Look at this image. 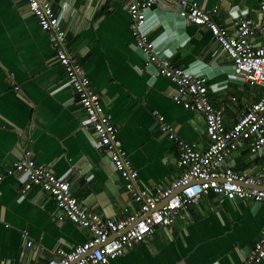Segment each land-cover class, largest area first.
Here are the masks:
<instances>
[{
  "label": "crops",
  "instance_id": "0c3cea01",
  "mask_svg": "<svg viewBox=\"0 0 264 264\" xmlns=\"http://www.w3.org/2000/svg\"><path fill=\"white\" fill-rule=\"evenodd\" d=\"M198 2L227 26L243 17L257 18L260 6V0ZM53 4L62 14L68 48L84 65L105 112L120 129L124 148L139 172V185L162 190L182 171L177 166V140L160 128L157 115L199 150L209 145L204 116L178 104L174 84L148 64L132 35L126 0H53ZM144 18L142 29L163 57L210 80V98L223 111L228 127L261 97L260 87L235 78L233 60L221 52L206 27L158 7L146 10ZM86 121L49 35L26 1L0 0L3 264H47L58 248L72 249L92 235L69 220H58L56 201L39 187L24 192L25 174H7L27 154L71 181L74 194L92 211L119 220L136 207ZM228 164L236 172L264 173V150L254 155L241 149ZM263 233L264 203L230 200L211 192L170 228H159L109 264H244Z\"/></svg>",
  "mask_w": 264,
  "mask_h": 264
},
{
  "label": "built area",
  "instance_id": "2783aa9c",
  "mask_svg": "<svg viewBox=\"0 0 264 264\" xmlns=\"http://www.w3.org/2000/svg\"><path fill=\"white\" fill-rule=\"evenodd\" d=\"M25 1L42 30L49 35L56 57L85 110L86 124L96 135V146L109 154L112 165L124 180L125 189L136 203L132 211L117 220L89 209L74 194L71 181L58 177L49 165L37 163L32 155L27 154L15 162L7 174L26 175L24 192L39 187L56 201L58 220H69L92 234L90 239L72 249L58 248L56 257L47 264H109L135 244L146 241L159 228H170L211 192L224 194L230 200L264 203V173H240L228 164V158L241 149H249L254 155L264 150V0H260L257 18L243 17L231 26L217 22L198 0H126L132 35L147 56L148 64L155 65L158 75L174 84L173 98L178 104L204 116L209 138L208 147L199 150L181 139L163 115H157L160 128L177 140V166L182 171L159 191L139 185V172L124 148L119 127L105 112L84 65L68 48L62 14L55 9L53 0ZM155 7L174 11L191 25L206 27L221 52L233 60L235 78L261 88V97L232 126L228 127L223 111L217 109L210 98V80L163 57L162 51L142 29L144 12ZM259 37L262 39L257 43ZM16 90L20 88L17 86ZM27 234L25 232V237ZM263 259L264 233L244 264H260ZM0 264H3L1 256Z\"/></svg>",
  "mask_w": 264,
  "mask_h": 264
},
{
  "label": "water",
  "instance_id": "95a60500",
  "mask_svg": "<svg viewBox=\"0 0 264 264\" xmlns=\"http://www.w3.org/2000/svg\"><path fill=\"white\" fill-rule=\"evenodd\" d=\"M223 196H224V194H223ZM225 197V196H224ZM239 200V199H238Z\"/></svg>",
  "mask_w": 264,
  "mask_h": 264
}]
</instances>
